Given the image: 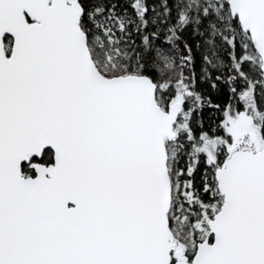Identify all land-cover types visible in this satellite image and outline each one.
<instances>
[{
  "label": "snow or ice",
  "instance_id": "snow-or-ice-1",
  "mask_svg": "<svg viewBox=\"0 0 264 264\" xmlns=\"http://www.w3.org/2000/svg\"><path fill=\"white\" fill-rule=\"evenodd\" d=\"M0 264H264V0H0Z\"/></svg>",
  "mask_w": 264,
  "mask_h": 264
}]
</instances>
